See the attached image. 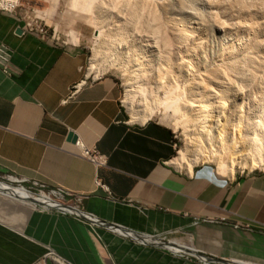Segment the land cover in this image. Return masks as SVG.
Returning a JSON list of instances; mask_svg holds the SVG:
<instances>
[{
  "label": "crops",
  "instance_id": "crops-1",
  "mask_svg": "<svg viewBox=\"0 0 264 264\" xmlns=\"http://www.w3.org/2000/svg\"><path fill=\"white\" fill-rule=\"evenodd\" d=\"M23 30L18 15L0 14L17 72L0 69V169L83 197L82 211L98 222L174 241L182 252L0 195V264H204L202 256L264 264V173L177 169L174 129L133 123L116 77H89L83 49ZM70 133L108 166L97 171L74 155Z\"/></svg>",
  "mask_w": 264,
  "mask_h": 264
},
{
  "label": "bare ground",
  "instance_id": "bare-ground-1",
  "mask_svg": "<svg viewBox=\"0 0 264 264\" xmlns=\"http://www.w3.org/2000/svg\"><path fill=\"white\" fill-rule=\"evenodd\" d=\"M187 4L186 0H70L71 10L86 15L95 29L93 71L96 74L114 68L126 71L129 98H134L137 90L143 95L151 89L146 103H130L134 119L145 123L158 112L176 117V126L189 137L188 152L182 154L180 167L192 171L199 161L218 158L219 171L224 174L234 175L237 166L258 169L264 166L262 146L256 155L249 149L258 146L257 140L261 138L233 136L235 126L227 116L222 99L217 106L208 100L200 101L202 90H206L203 77L209 72H201L200 67H188L187 56L182 55V46H179L189 35V26L182 23L184 19L181 22L182 18H196L195 11ZM131 37L141 42L140 54L128 48ZM263 139L264 136L261 141ZM0 195L35 207L36 204L57 205L44 195L37 197L24 187H13L1 181ZM116 231L135 237L131 232ZM171 243L175 246L168 248L182 252L174 241ZM56 263L64 264L59 259Z\"/></svg>",
  "mask_w": 264,
  "mask_h": 264
},
{
  "label": "rangeland",
  "instance_id": "rangeland-1",
  "mask_svg": "<svg viewBox=\"0 0 264 264\" xmlns=\"http://www.w3.org/2000/svg\"><path fill=\"white\" fill-rule=\"evenodd\" d=\"M186 1L188 7H192L193 12L195 11L196 18L178 16L182 18L181 22L184 19L182 23L186 22L185 24L189 26V35L179 46H182V55L187 56L188 67H200L201 72L205 70L209 72L203 77L206 82V90H202L200 101L208 100L212 105H216L217 102H220L219 99H222L221 101L227 108V116L230 117L232 126H235L232 131L233 136L238 139L244 137L262 139L264 136V0ZM17 15L19 18L25 16L44 19L52 30H56L61 43L68 46L76 45L83 49L91 63L89 76L113 75L116 77L120 85L124 87H121L122 100L128 116L133 123H140L134 119L130 103H146L149 99L147 93L151 89L148 88V91L146 88L147 91L143 95L137 90L135 97L129 98L126 71L119 68L110 69L102 74H96L93 71L95 29L86 15L71 10L70 0H60L57 4L55 0H22V8ZM194 22L200 24L192 26L190 23ZM133 39L129 38V44H131L128 48L136 50L140 54L141 42L138 41L139 39L137 41ZM186 40H189L188 45ZM184 45L188 46L187 50ZM182 86L185 87V84ZM217 93L220 94V98L216 96ZM162 114V112H158L150 119L160 121L174 129L177 141L174 166L179 170H186L180 167V160L182 154L188 152L189 137L182 128L176 126L177 119L173 114L167 116ZM261 139L257 140L258 146L249 149L251 154L256 155L257 149L261 150V146L264 153V139L262 141ZM217 160L218 158L208 162L199 161L193 169L211 166L217 171L219 169ZM245 172L264 173V166L255 170L235 167L234 174ZM229 175L231 174H225V176ZM11 180L16 181L12 182ZM19 180L12 173H6L0 169L1 182L13 187H21L18 183ZM22 186L26 189L29 188L28 184ZM34 192L38 197L39 193Z\"/></svg>",
  "mask_w": 264,
  "mask_h": 264
},
{
  "label": "built area",
  "instance_id": "built-area-1",
  "mask_svg": "<svg viewBox=\"0 0 264 264\" xmlns=\"http://www.w3.org/2000/svg\"><path fill=\"white\" fill-rule=\"evenodd\" d=\"M22 8V0H0V14H11V15H17L18 11ZM34 12V11H33ZM20 22L22 23L23 31L34 33L40 36L44 40H52L58 43L60 42V38L57 36L56 30H52L44 21L42 18L38 17H21ZM66 45L65 43H62ZM12 51L9 49L3 42L0 41V69L1 71L7 76L12 77L17 72L13 67L12 63ZM91 63L89 61V68H87V71L89 72ZM89 77H92L90 75ZM93 79H97L99 77H92ZM79 86V85H78ZM78 86H76L74 89L77 90ZM123 87V85H121ZM124 88V87H123ZM122 106H124V101L121 100ZM126 109V108H125ZM73 147L75 148V151L73 152L74 155L81 157L83 159H86L90 161L98 171L100 168L107 167L108 166V157L106 155H103L100 153L97 149H90L86 147L81 141L77 140ZM21 187L23 184H28V191L36 196L37 191L39 193L38 197L44 195L47 197L46 200L49 202L53 201L56 202L57 205H52L50 203L43 205V204H36V209H40L43 211H56L63 214H70V215H76L78 218H81V215L86 218L87 221L96 223L98 222L97 219L92 217L91 215L85 213L81 209V205L83 202V197H74L71 193L67 191H63L61 189H49L44 184H41L39 182H25L22 180H19L18 182ZM96 186L99 188L104 189L110 197L114 198L113 195L110 193L108 188L102 183L101 179L99 177L96 178ZM120 234V233H119ZM122 236H125L121 234ZM127 237V236H126ZM198 260H200L204 264H232L229 262H223V261H217L215 259H210L207 257H197ZM242 262V261H240ZM240 262H236L234 264H242Z\"/></svg>",
  "mask_w": 264,
  "mask_h": 264
},
{
  "label": "water",
  "instance_id": "water-1",
  "mask_svg": "<svg viewBox=\"0 0 264 264\" xmlns=\"http://www.w3.org/2000/svg\"><path fill=\"white\" fill-rule=\"evenodd\" d=\"M70 138L73 139V142L75 143L78 139L75 135H73V133H70ZM82 218L86 219L84 216L81 215ZM99 225L101 226H106V227H109L111 230H122V231H125V232H131L135 237H132V236H129V237H132L133 239H136L137 241H140L142 244L144 245H149V244H156L157 246H161V247H164L166 249H170L168 248L169 246H171L169 243L165 242V241H157L154 239V237H151V236H148V235H139L135 232H132V231H129L123 227H118L116 225H112V224H108V223H104V222H97ZM173 247V246H172Z\"/></svg>",
  "mask_w": 264,
  "mask_h": 264
}]
</instances>
